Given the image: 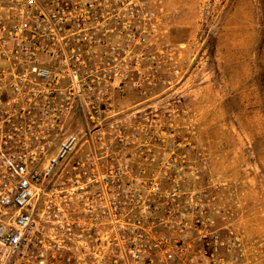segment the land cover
Segmentation results:
<instances>
[{"label":"built area","instance_id":"1","mask_svg":"<svg viewBox=\"0 0 264 264\" xmlns=\"http://www.w3.org/2000/svg\"><path fill=\"white\" fill-rule=\"evenodd\" d=\"M186 51L146 0H0V264H248L182 188Z\"/></svg>","mask_w":264,"mask_h":264},{"label":"rangeland","instance_id":"2","mask_svg":"<svg viewBox=\"0 0 264 264\" xmlns=\"http://www.w3.org/2000/svg\"><path fill=\"white\" fill-rule=\"evenodd\" d=\"M146 1L165 42L186 43L192 64L180 90L190 108L182 135L206 169L182 184L186 199L204 195L221 236L230 228L247 263L264 264V0Z\"/></svg>","mask_w":264,"mask_h":264}]
</instances>
